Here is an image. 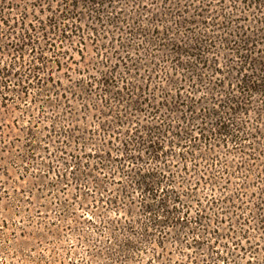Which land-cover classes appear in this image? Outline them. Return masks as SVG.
<instances>
[{"label": "trees", "instance_id": "16d2710c", "mask_svg": "<svg viewBox=\"0 0 264 264\" xmlns=\"http://www.w3.org/2000/svg\"><path fill=\"white\" fill-rule=\"evenodd\" d=\"M12 103L0 153L74 191L89 264L205 232L208 264H264V0H0Z\"/></svg>", "mask_w": 264, "mask_h": 264}, {"label": "rangeland", "instance_id": "374dc122", "mask_svg": "<svg viewBox=\"0 0 264 264\" xmlns=\"http://www.w3.org/2000/svg\"><path fill=\"white\" fill-rule=\"evenodd\" d=\"M11 105L7 108V114L0 111V123L3 121L11 126L18 124L19 127L24 125L21 110L17 104ZM14 106L16 110L13 109ZM17 134V130L14 129L10 135L18 138ZM16 145L20 146L19 143ZM14 150L12 149L11 153L4 151L0 153V264L93 262L84 254L88 243L86 241L80 243L78 240L82 232L78 217L80 211L73 202L74 191L72 189L63 191L47 176L41 177L42 181L38 183L33 177V172L37 171L31 169L25 171L24 164L15 157L18 150L15 152ZM50 160L53 162V156H50ZM28 189L33 193L28 199L17 194ZM201 236L199 248L193 246L190 249H182L180 251L182 253H179L177 247L172 252L170 263L208 264V244L211 242L206 232ZM183 238H185L183 243L193 244L191 238ZM168 250H173V247L168 246ZM129 264L140 263L133 261Z\"/></svg>", "mask_w": 264, "mask_h": 264}]
</instances>
